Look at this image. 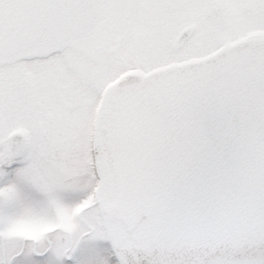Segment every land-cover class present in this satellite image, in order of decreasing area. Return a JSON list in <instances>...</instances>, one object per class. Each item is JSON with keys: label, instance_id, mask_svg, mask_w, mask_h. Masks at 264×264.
<instances>
[{"label": "snow or ice", "instance_id": "snow-or-ice-1", "mask_svg": "<svg viewBox=\"0 0 264 264\" xmlns=\"http://www.w3.org/2000/svg\"><path fill=\"white\" fill-rule=\"evenodd\" d=\"M0 264H264V0H0Z\"/></svg>", "mask_w": 264, "mask_h": 264}]
</instances>
